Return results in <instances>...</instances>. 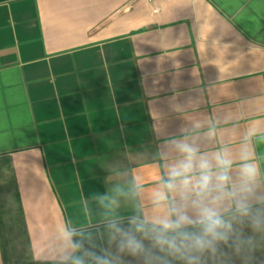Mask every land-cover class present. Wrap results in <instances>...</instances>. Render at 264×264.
Here are the masks:
<instances>
[{"label":"crops","instance_id":"obj_1","mask_svg":"<svg viewBox=\"0 0 264 264\" xmlns=\"http://www.w3.org/2000/svg\"><path fill=\"white\" fill-rule=\"evenodd\" d=\"M253 122L264 0H0V264H50L96 190L154 179L165 138L235 147Z\"/></svg>","mask_w":264,"mask_h":264},{"label":"clouds","instance_id":"obj_2","mask_svg":"<svg viewBox=\"0 0 264 264\" xmlns=\"http://www.w3.org/2000/svg\"><path fill=\"white\" fill-rule=\"evenodd\" d=\"M217 135L210 128L203 139L165 138L149 183L119 172L91 195L94 222H65L50 264H256L264 251V152L256 150L264 131L253 122L235 147L209 150Z\"/></svg>","mask_w":264,"mask_h":264}]
</instances>
